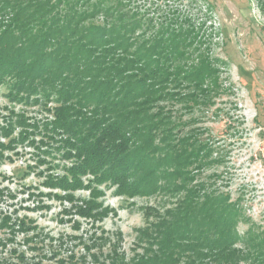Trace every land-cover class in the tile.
I'll use <instances>...</instances> for the list:
<instances>
[{"label": "trees", "instance_id": "16d2710c", "mask_svg": "<svg viewBox=\"0 0 264 264\" xmlns=\"http://www.w3.org/2000/svg\"><path fill=\"white\" fill-rule=\"evenodd\" d=\"M203 25L177 13L151 17L132 0H0V86L44 112L0 108V165L6 153L31 150L45 167L46 198L76 230L55 239L27 215L0 211V264H264V223L249 224L214 187L218 175L201 179L224 156L181 115L214 106L212 93L222 91L225 63L210 55ZM107 189L172 200L142 208L141 251L131 257L120 233L114 240L101 227L112 213L101 200ZM239 223L248 224L242 233ZM56 241H70L64 254Z\"/></svg>", "mask_w": 264, "mask_h": 264}, {"label": "rangeland", "instance_id": "374dc122", "mask_svg": "<svg viewBox=\"0 0 264 264\" xmlns=\"http://www.w3.org/2000/svg\"><path fill=\"white\" fill-rule=\"evenodd\" d=\"M132 6L146 10L149 16L163 18L177 13L190 17L197 26L204 23L201 34L205 36L210 55L224 61L220 65L219 79L222 91L212 93L214 106L195 108L192 113L181 112L183 120L192 119L193 127L203 137L215 144L216 153L224 162L204 170L201 179L218 175L214 187L228 192L232 201L242 207L249 224L264 223V6L257 0H132ZM8 106L25 111L29 116L42 118L43 108L25 102H12L8 86H0V108ZM176 104L175 109H180ZM1 111V109H0ZM217 113V115H215ZM19 152L24 149L18 146ZM23 156L6 153L0 165V211H15L35 221L44 233L62 236L64 240L76 234L69 215H62V205L48 200L47 190L40 176L45 167L35 166L31 150L24 149ZM11 159V160H9ZM57 171H59L62 166ZM31 167V168H28ZM212 181V180H211ZM213 183V182H211ZM43 193V194H41ZM41 194V195H40ZM76 197H86L88 192L78 191ZM112 213L101 227L114 240L120 233L119 248L131 257L140 252L138 230L145 226L143 210L146 206H171L172 200L162 196L133 198L117 196L113 189L104 191L101 198ZM43 205H49L45 208ZM72 219H76L72 216ZM85 225L79 233L85 235ZM248 224L239 223L243 232ZM65 242V241H64ZM54 242V250L64 254L70 241L62 247ZM49 249V247H46ZM78 249H75L77 251ZM81 253V252H80ZM50 257V256H49ZM42 259V264H54Z\"/></svg>", "mask_w": 264, "mask_h": 264}]
</instances>
